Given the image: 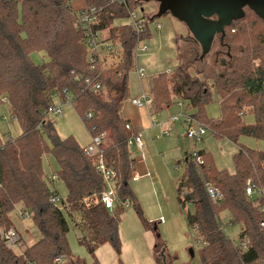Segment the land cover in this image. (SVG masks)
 <instances>
[{"label": "trees", "instance_id": "16d2710c", "mask_svg": "<svg viewBox=\"0 0 264 264\" xmlns=\"http://www.w3.org/2000/svg\"><path fill=\"white\" fill-rule=\"evenodd\" d=\"M72 1L0 0V98L7 99L20 130L15 138L0 140V264H55V257L69 253L67 216L78 230V241L90 254L104 243L118 250L121 202L133 200L129 181L135 159L127 141L134 131L125 128L127 120L121 109L129 97L127 76L135 66L134 48L138 40L150 37L148 23L154 14L147 16L140 9L146 21L144 30L136 33L122 21L142 1L83 0V9L96 10L92 28L100 31L112 48L91 63L79 27L82 10L76 13ZM244 17L226 27L232 41L243 35ZM258 38L255 46H245L223 76L209 66L191 75L187 73L189 65L180 64L170 75L159 73L151 80V111L169 107L173 99L185 101L189 115L214 137L237 144L232 172L217 169L203 149L184 160L176 198L182 207H193L192 213L186 214V223L201 243L200 264H259L264 258V230L259 226L264 219V152L237 142L240 136L264 140V36ZM35 52L46 60L34 63L31 54ZM96 83L98 89L93 88ZM211 89L218 98L217 117L205 112L212 100ZM55 93L60 99L70 96V105L89 137L105 133L108 139L102 154L116 174L113 185L118 200L113 215L100 201L105 185L95 171V158L86 155L85 145L72 135L60 137L48 118ZM246 115L252 116V123L245 121ZM47 152L57 163L55 176L66 188L63 209L50 200L57 195L44 178L42 156ZM247 180L256 192L252 197L245 194ZM206 184L218 189L219 201L208 196ZM17 205L20 212L30 215L39 233V238L18 254L2 239L3 230L15 229L11 214ZM222 211L227 213L228 223L241 224L236 242L223 231Z\"/></svg>", "mask_w": 264, "mask_h": 264}, {"label": "rangeland", "instance_id": "374dc122", "mask_svg": "<svg viewBox=\"0 0 264 264\" xmlns=\"http://www.w3.org/2000/svg\"><path fill=\"white\" fill-rule=\"evenodd\" d=\"M72 9L78 13L85 6L83 0H74L71 3ZM156 3L153 1L142 2L136 11L151 16L156 12ZM141 13V12H140ZM243 18V17H242ZM128 23L129 18L122 21ZM160 24V29H156V24ZM242 25L245 31L240 39L232 41L231 35L225 29V35L214 37L210 51L199 59L200 46L191 36L185 25L169 13L160 17H154L148 23L150 37L144 40L148 49L139 52L135 65L144 69V77L137 79L135 66L128 73L129 97L137 93L140 89L139 80H149L165 73L170 75V71L175 67L189 65L188 74H195L202 66L212 67L215 73L223 76L234 66L235 57L239 56L245 46H255L259 36H264V23L261 22L252 12L246 11ZM176 40V43H175ZM34 63L40 64L46 60L42 53L31 54ZM221 61L224 64H221ZM258 62V61H257ZM212 100L205 107L208 117H217L219 114L218 98L213 89ZM138 95V94H137ZM54 105L61 102L57 98L52 99ZM178 102L181 109L172 113L173 107L162 109L152 113V119L156 122H163V127L169 131L168 135L162 136L153 132L148 134L146 147L143 148L147 159V177L132 178L129 186L133 192V200L128 199V204L123 206L119 214L118 234L119 248L115 250L108 243L100 245L95 252L90 254L84 245L78 241V230L74 223L67 216L69 230L66 234L69 253L62 259L61 264H157V257L162 252V256L173 258L177 262H190L200 264L199 251L201 243L195 236V230L189 228L186 223V214L192 213L193 207L190 204L182 207L177 201V185L181 179L184 160L194 151L203 149L211 155L213 163L217 169L233 171L232 155L237 150V144L226 139L216 138L209 130L198 142H191L185 136L187 125L182 116L179 120L171 123L168 121L170 115L182 112L190 114L191 110L186 108V102L173 99ZM173 103V104H174ZM61 115L48 114V118L53 122L55 130L60 137L72 135L81 145L90 142L88 131L86 130L80 116L69 104H62ZM247 123H252L251 115L244 117ZM19 126L10 115L7 105H0V140L5 141L9 136L15 138L19 135ZM160 132V131H159ZM158 135V136H156ZM44 139L49 144L44 135ZM239 144L264 152V140L250 136H240ZM129 153L136 158L135 150L129 147ZM42 168L44 178L49 187L56 193L55 204L63 209L66 196V188L59 179H52L57 169V163L53 156L47 152L42 156ZM110 189H115L111 186ZM139 207L141 216L138 215L136 207ZM20 206L17 205L11 214V220L19 233L21 240L19 243L11 245L10 249L18 254L24 247L31 245L39 238V233L34 227L30 215L26 212L20 215ZM116 205L108 210L113 215ZM225 235L238 241V233L241 224L228 223V215L225 211L219 214ZM157 245V247H155ZM190 251L192 255H190Z\"/></svg>", "mask_w": 264, "mask_h": 264}, {"label": "built area", "instance_id": "2783aa9c", "mask_svg": "<svg viewBox=\"0 0 264 264\" xmlns=\"http://www.w3.org/2000/svg\"><path fill=\"white\" fill-rule=\"evenodd\" d=\"M117 4H123L125 0H113ZM79 12V27L83 30V33L85 35V43L86 47L89 50V62H94L95 56H103L108 51H110L112 48L109 44V42L103 40L102 34L98 30H94L92 28V24L97 20V14L96 10L93 7H87L85 9ZM129 24L130 26L135 30L136 33H140L144 30L145 26V19L140 16V13L138 11H131L129 13ZM156 28H160V24H156ZM148 49V46L144 43V40H138L135 48H134V56L135 60L139 54V52H144ZM135 73L139 79L144 77V69L141 66L135 65ZM86 82L89 80L86 79ZM94 89H98L99 85L96 83L93 86ZM53 98H59L58 94H53ZM60 99V98H59ZM2 104L7 105L8 102L7 99L2 96L0 98ZM59 105H52L48 111L49 113L55 114V115H61L62 113V104L69 103L70 104V96L66 95L64 99H60ZM130 103L137 107V108H143L147 112H150L151 110V104H152V97L149 94V91L142 90L137 96L132 97L130 99ZM179 105V103H178ZM180 106V105H179ZM90 114L87 113V117H89ZM182 116L184 119L185 124L187 125V129L185 132V136L188 140L191 142H198L203 134L205 133L206 128L199 124L192 116L189 114H186V112L181 111L179 113L170 115L168 118V121L171 123H174L179 120V117ZM161 122H155L151 121V125H158L160 126L161 134L167 135L169 134V131L165 127H161ZM125 128H131L130 124L127 122L125 124ZM108 145V139L105 136V133H101L99 135H94L90 137V142L85 146L84 153L89 156H93L95 158L94 168L96 173H98L104 182V190L102 191L100 195V201L102 205L107 209H111L114 205L117 203V193L116 189H110L113 185L114 178L116 176L115 171L108 167L105 164L104 158H103V150ZM127 145L129 147L134 146L137 149L141 150L144 146L143 140H142V133L140 131H134L131 137L127 141ZM57 177L55 175L52 176V179H56ZM206 192L208 196L214 200L219 201L220 199V193L217 188L210 184H206L205 186ZM255 190L253 188V185L250 184L249 180L246 181V187H245V194L248 197H252L255 194ZM257 193H260L258 191ZM52 202L56 201V197L50 198ZM129 202L128 200H124L121 202V204L127 205ZM21 216H24L25 213L19 212ZM259 226L264 230V219L260 221ZM2 239L6 246L9 248L11 245H14L16 243H19L20 237L17 231L13 228H9L2 231ZM65 257V255H59L55 257L54 262L55 264H61L62 259ZM259 264H264V258L261 259Z\"/></svg>", "mask_w": 264, "mask_h": 264}, {"label": "water", "instance_id": "95a60500", "mask_svg": "<svg viewBox=\"0 0 264 264\" xmlns=\"http://www.w3.org/2000/svg\"><path fill=\"white\" fill-rule=\"evenodd\" d=\"M156 3L154 17L169 13L183 23L200 46L202 59L212 46L214 37L225 35L226 27L251 10L264 21V0H140ZM162 255V252L160 253ZM190 255L192 252L190 251Z\"/></svg>", "mask_w": 264, "mask_h": 264}, {"label": "crops", "instance_id": "0c3cea01", "mask_svg": "<svg viewBox=\"0 0 264 264\" xmlns=\"http://www.w3.org/2000/svg\"><path fill=\"white\" fill-rule=\"evenodd\" d=\"M156 29L159 30L160 28H156ZM175 43H176V40H175ZM136 77H137V75H136ZM137 79H139V78L137 77ZM139 81H140L139 82V85H140L139 91L137 93L131 95L130 97H128V99L124 102L122 109H121V115L125 120H127V122L130 124V127L133 131H135V132L140 131L142 133V140L144 143L143 148H144V147H146V143L149 139L148 134L153 133V132L155 133L157 131H158V133L161 134V131H160L161 128L158 125H151V121H155L152 119L153 111L150 110V112H147L145 109L137 108L130 103V99L132 97L137 96V94H139L142 90L149 91V89H150L151 79H149V80L147 79V80H143V81L139 80ZM57 99L60 100L59 98H57ZM171 106L173 107L172 113L181 109V107L178 105V102L172 104ZM171 106L166 107L164 109L170 108ZM161 123H162L161 127H163V122H161ZM144 135L147 136L148 139H147V137L144 138ZM161 135L164 136L163 134H161ZM156 136H158V135H156ZM131 147L134 148L135 154L137 155L136 158H134L135 159V165L133 168V178L147 177L148 176L147 175L148 174V172H147V163L148 162L146 159V155H148V154H146V153L144 154L143 148L141 150H139L134 146H131ZM14 227H15V225H14ZM19 237H20V235H19ZM20 240H21V238H20ZM72 263H75V261L71 260L68 264H72Z\"/></svg>", "mask_w": 264, "mask_h": 264}, {"label": "flooded vegetation", "instance_id": "af4514ba", "mask_svg": "<svg viewBox=\"0 0 264 264\" xmlns=\"http://www.w3.org/2000/svg\"><path fill=\"white\" fill-rule=\"evenodd\" d=\"M221 64H224L223 61H221ZM157 264H191L190 262H184V263H180V262H177L175 259L173 258H166L162 255H159L157 257Z\"/></svg>", "mask_w": 264, "mask_h": 264}]
</instances>
